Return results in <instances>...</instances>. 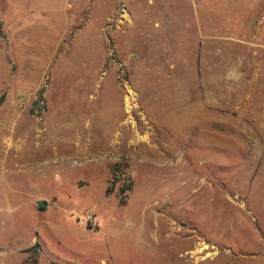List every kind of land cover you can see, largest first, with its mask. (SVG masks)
Segmentation results:
<instances>
[{"label": "rangeland", "instance_id": "1", "mask_svg": "<svg viewBox=\"0 0 264 264\" xmlns=\"http://www.w3.org/2000/svg\"><path fill=\"white\" fill-rule=\"evenodd\" d=\"M1 98L0 264H264V0H0Z\"/></svg>", "mask_w": 264, "mask_h": 264}, {"label": "water", "instance_id": "2", "mask_svg": "<svg viewBox=\"0 0 264 264\" xmlns=\"http://www.w3.org/2000/svg\"><path fill=\"white\" fill-rule=\"evenodd\" d=\"M37 205L40 207V208H43L46 206V203L44 201H38L37 202Z\"/></svg>", "mask_w": 264, "mask_h": 264}, {"label": "trees", "instance_id": "3", "mask_svg": "<svg viewBox=\"0 0 264 264\" xmlns=\"http://www.w3.org/2000/svg\"><path fill=\"white\" fill-rule=\"evenodd\" d=\"M2 101H3V98L0 99V102H2ZM42 210H43V209H42ZM36 246H37V245H36Z\"/></svg>", "mask_w": 264, "mask_h": 264}, {"label": "crops", "instance_id": "4", "mask_svg": "<svg viewBox=\"0 0 264 264\" xmlns=\"http://www.w3.org/2000/svg\"><path fill=\"white\" fill-rule=\"evenodd\" d=\"M12 5H13V4H12ZM88 24H89V22H88ZM88 24H87V25H88Z\"/></svg>", "mask_w": 264, "mask_h": 264}, {"label": "bare ground", "instance_id": "5", "mask_svg": "<svg viewBox=\"0 0 264 264\" xmlns=\"http://www.w3.org/2000/svg\"><path fill=\"white\" fill-rule=\"evenodd\" d=\"M53 166V165H52ZM44 169V168H43Z\"/></svg>", "mask_w": 264, "mask_h": 264}]
</instances>
